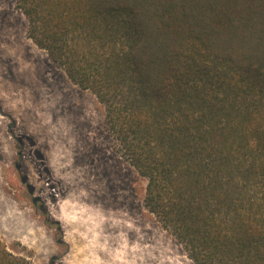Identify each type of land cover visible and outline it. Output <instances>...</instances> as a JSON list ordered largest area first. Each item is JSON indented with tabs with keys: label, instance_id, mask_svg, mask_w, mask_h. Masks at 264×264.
I'll return each instance as SVG.
<instances>
[{
	"label": "trees",
	"instance_id": "16d2710c",
	"mask_svg": "<svg viewBox=\"0 0 264 264\" xmlns=\"http://www.w3.org/2000/svg\"><path fill=\"white\" fill-rule=\"evenodd\" d=\"M105 108L145 208L194 264H264V0H18ZM0 264H32L0 241Z\"/></svg>",
	"mask_w": 264,
	"mask_h": 264
},
{
	"label": "rangeland",
	"instance_id": "374dc122",
	"mask_svg": "<svg viewBox=\"0 0 264 264\" xmlns=\"http://www.w3.org/2000/svg\"><path fill=\"white\" fill-rule=\"evenodd\" d=\"M97 96L0 0V241L32 264H194L144 206Z\"/></svg>",
	"mask_w": 264,
	"mask_h": 264
}]
</instances>
